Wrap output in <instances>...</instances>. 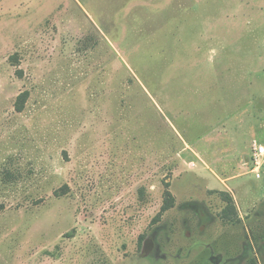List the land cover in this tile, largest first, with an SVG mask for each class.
Listing matches in <instances>:
<instances>
[{"label":"rangeland","instance_id":"1","mask_svg":"<svg viewBox=\"0 0 264 264\" xmlns=\"http://www.w3.org/2000/svg\"><path fill=\"white\" fill-rule=\"evenodd\" d=\"M253 140L264 0H0V264H264Z\"/></svg>","mask_w":264,"mask_h":264},{"label":"trees","instance_id":"2","mask_svg":"<svg viewBox=\"0 0 264 264\" xmlns=\"http://www.w3.org/2000/svg\"><path fill=\"white\" fill-rule=\"evenodd\" d=\"M28 95H29V92L25 91L18 96L17 104H16L18 111H22L24 109V105H25V102L27 100ZM229 200H230L229 205L232 207V209L237 210L233 198H231L229 196ZM174 205H175V197L170 190V182L165 181V191H164L163 204L161 206L160 211L158 212V214L153 219V222H157L162 217V215L166 211H168L169 209L174 207ZM140 237L142 238V236H140Z\"/></svg>","mask_w":264,"mask_h":264},{"label":"built area","instance_id":"3","mask_svg":"<svg viewBox=\"0 0 264 264\" xmlns=\"http://www.w3.org/2000/svg\"><path fill=\"white\" fill-rule=\"evenodd\" d=\"M250 170L257 179L264 177V142L253 140L251 143V153L249 156Z\"/></svg>","mask_w":264,"mask_h":264}]
</instances>
